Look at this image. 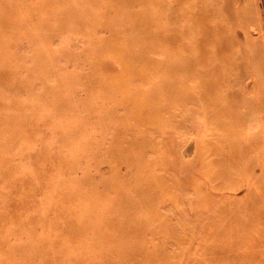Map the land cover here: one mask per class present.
Listing matches in <instances>:
<instances>
[{
  "label": "rangeland",
  "instance_id": "374dc122",
  "mask_svg": "<svg viewBox=\"0 0 264 264\" xmlns=\"http://www.w3.org/2000/svg\"><path fill=\"white\" fill-rule=\"evenodd\" d=\"M0 264H264V0H0Z\"/></svg>",
  "mask_w": 264,
  "mask_h": 264
},
{
  "label": "bare ground",
  "instance_id": "6f19581e",
  "mask_svg": "<svg viewBox=\"0 0 264 264\" xmlns=\"http://www.w3.org/2000/svg\"><path fill=\"white\" fill-rule=\"evenodd\" d=\"M129 1H130V0H129ZM193 6H194V5H193ZM195 9H196V8H195ZM198 12H199V11H198ZM147 13H148V12H147ZM137 14H138V13H137ZM196 14H198V13H197L196 10H195V11H194V15H193V16H191L192 14L190 15V19H192L191 17L194 18V19H192V20H193L192 22H194L195 19L198 20L197 17L195 18ZM199 14H200V13H199ZM199 14H198V15H199ZM198 15H197V16H198ZM199 16H200V15H199ZM199 16H198V17H199ZM147 17H148V16L146 15V16L140 18V20H143V21H144V20H147V19H148ZM186 17H187V16H186ZM188 17H189V16H188ZM188 19H189V18H188ZM199 19H200V20H198V21L200 22L201 19H202V17L199 18ZM196 20H195V22H196ZM190 22H191V21H190ZM201 22H202V21H201ZM197 23H198V22H197ZM197 23H195V24H197ZM200 24H201V23H200ZM188 25H189V24H188ZM191 25H192V24H191ZM191 28L193 29V27H191ZM200 29H201V27H200ZM200 29H199V30H200ZM210 29H211V28H210ZM117 30H118V29H117ZM127 30H128V29H127ZM186 30H187V29H186ZM204 31H205V30H204ZM186 32H187V31H186ZM158 38H159V36H157L156 39H158ZM146 40H148V41H145V42L147 43V46H144V45L138 44V50L142 51L144 54H146V52H149V51H154L153 53H155V50H156V49L153 48V46H152V44H151V39H146ZM198 43H199V42H198ZM132 46H133V45H132ZM124 49H125V48H124ZM157 54H158V53H157ZM119 56L122 57V60H123V62H122V67H123L124 69H128V64H130V63H129L130 60L128 59V57L125 56L124 54H119ZM221 57H222V56H221ZM130 58H131V57H130ZM134 59H135V58H134ZM202 59H203V58H202ZM154 60H155V59H154ZM154 60H153V61H154ZM227 60H229V59H227ZM131 62H132V61H131ZM222 64H223V62L221 63V65H222ZM224 64H225V63H224ZM130 65H131V64H130ZM132 65H135V64H132ZM153 65H154V64H153ZM139 66H140V65H139ZM218 66H219V65H218ZM130 67H132V66H130ZM133 67H134V66H133ZM137 67H138V66H137ZM135 68H136V67H135ZM154 68H155V66H154ZM161 69H162V67H161ZM140 70H141V69H140ZM198 72H200V71H198ZM113 73H114V72H113ZM151 73H152V72H151ZM131 74H136V73H135L134 70H132ZM196 74H197V73H196ZM143 75H144V74H143ZM205 76H206L205 73H203V74L201 73L200 76H197V77H196V78L198 79V81L195 82V83H196V88L191 89V92H189V93H192V92H199L200 94H196V95H195V93H194V94H189L190 98L195 99V100H196V99H202V98H203L202 95H205V92H206V90H207V89H206V85L209 83V79H208V78L206 79ZM210 79H211V78H210ZM146 82H147V81H146ZM111 83L113 84V82H111ZM156 83H157V82H156ZM153 84H154V83H153ZM113 86H115V85H113ZM157 86H158V85H157ZM214 87H215V85H214ZM156 89H157V88H156ZM118 90H119V89H118ZM154 90H155V89H154ZM154 90H153V91H154ZM214 90H215V89H214ZM124 91H125V90H124ZM156 91H157V90H156ZM141 92H142V91H141ZM209 92H210V91H209ZM121 93H122V92H121ZM124 93H125V92H124ZM145 93H146V91H145ZM155 93H156V92H154V94H155ZM210 93H211V92H210ZM130 94H131V93H130ZM201 94H202V95H201ZM123 95H125V94H123ZM144 95H145V94H144ZM131 96H132V95H131ZM212 96H213V94H212ZM143 97H144V96H143ZM135 98H136V97H135ZM141 98H142V97H141ZM120 99H121V98H120ZM139 99H140V98H139ZM144 99H145V98H144ZM149 100H150V97H149ZM144 101L146 102L147 100L145 99ZM146 103H147V102H146ZM152 103H153V102H152ZM156 103H157V102H156ZM188 103H190V102H188ZM127 104H130V103H129V100H128V103H127ZM147 104H148V103H147ZM200 104H201V103H200ZM153 105H154V104H153ZM203 105H204V104H203ZM157 106H158V105H157ZM157 106H156V108H157ZM123 107H124V106H123ZM129 107H130V106H129ZM183 107H184V106H183ZM202 107H203V106H202ZM179 108H180V107H179ZM181 108H182V107H181ZM112 109H114V108H112ZM115 109H116V108H115ZM131 109H132V108H131ZM141 109H142V108H141ZM172 109H173V108H172ZM202 109H203V108H202ZM205 109H206V108H205ZM109 111H110V110H109ZM134 111L136 112L137 110H134ZM171 112H172V110H171ZM174 112H175V111H174ZM136 113L140 114V111H139V112H136ZM168 113H169V112H168ZM106 114H107V113H106ZM115 114H116V113H115ZM126 114H127V113H125L124 116H126ZM108 115H109V114H108ZM111 115H113V114H111ZM118 115H119V114H118ZM140 115H141V114H140ZM156 115H157V114H156ZM106 116H107V115H106ZM116 116H117V115H116ZM117 117H118V116H117ZM117 117H116V118H117ZM135 117H136V116H135ZM137 117H138V116H137ZM112 118H113V117H112ZM113 119H114V118H113ZM113 119H112V120H113ZM123 119H124V118H123ZM116 120H117V119H116ZM125 120H127V119H125ZM127 121H128V120H127ZM204 121H205V120H204ZM124 125H125V124H124ZM126 125H127V123H126ZM120 126H121V125H120ZM122 126H123V125H122ZM129 126H130V125H129ZM150 126H151V125H150ZM166 126H167V125H166ZM115 127H116V129H117V126H115ZM152 127H153V126H152ZM163 127H165V126H163ZM125 128H126V127H125ZM119 129H120V127H119ZM160 129H161V128H160ZM162 129H163V128H162ZM106 130H107V129H106ZM123 130H124V129H123ZM123 130H122V131H123ZM154 130H155V129H154ZM156 130H157V129H156ZM156 130H155V131H156ZM158 130H159V128H158ZM137 131H138V130H137ZM112 132H114V131L112 130ZM152 133H154V132H152ZM113 134H115V133H113ZM113 134H112V135H113ZM124 134H125V131H124ZM140 134L142 135L143 132L140 133ZM155 134H157V132H156ZM159 134H160V131H159ZM203 134H204V133H203ZM201 135H202V134H201ZM115 136H116V135H115ZM160 136H161V135H160ZM122 137H123V136H122ZM142 137H143V136H142ZM153 137H154V136H153ZM162 137H163V136H162ZM112 138H113V136H112ZM120 138H121V137H120ZM137 138H138V137H137ZM139 139H141V138H139ZM144 139H145V138H144ZM119 140H120V139H119ZM137 140H138V139H137ZM142 140H143V138H142ZM156 140H158V139L156 138ZM201 140H202V139H201ZM140 141H141V140H140ZM140 141H139V142H140ZM145 141H146V140H145ZM158 141H159V140H158ZM143 142H144V141H143ZM148 142H149V140H148ZM148 142H145V143H144V146H142L141 149L138 148V149H137L138 151H136V153L140 151V152H139V153H140L139 155H142V154H143L142 152H143L144 150H146V146H149V145H150ZM201 142H202V141H201ZM111 143L113 144V141H112ZM135 143H137V141H136ZM155 143H156V142H155ZM192 143H193V142H192ZM137 144H138V143H137ZM137 144H136V146L138 147L139 144H138V145H137ZM141 144H142V143H141ZM151 144H152V143H151ZM161 144L165 145L163 142L160 143V145H161ZM115 145H116V144H115ZM160 145H158V146H160ZM163 145H161V147H162ZM128 146H129V145H128ZM150 146L153 147V145H150ZM165 146H166V145H165ZM109 147H110V150L113 149V148H111L110 145H109ZM116 147H119V148H120V147H122V146H120V144H118V146L116 145ZM133 147H134V146H133ZM154 147H155V146H154ZM163 147H164V146H163ZM163 147L160 148V149H161L160 152H162ZM166 147H167V146H166ZM119 148H118V149H119ZM158 148H159V147H158ZM152 149H153V148H152ZM108 150H109V149H107V151H108ZM134 150H135V149H134ZM116 151H118V150H116ZM152 151H155V150L153 149ZM157 151H158V150H157ZM164 151H165V150H164ZM164 151H163L162 153H164ZM112 152H113V150H112ZM112 152H110V153L112 154ZM121 152H122V151H121ZM131 152H133V150H132ZM169 152H170V151H169ZM115 153H116V152H115ZM128 153H129V152H128ZM136 153H135V151H134V154H136ZM153 153H154V152H153ZM162 153H161V154H162ZM130 154H131V153H129V155H130ZM151 154H152V153H151ZM190 154H191V153H190ZM125 155H126V154H125ZM132 155H133V154H132ZM162 155H163V154H162ZM171 155H172V154H171ZM114 156H115V155H112V157H114ZM116 156H117V155H116ZM118 156H119V153H118ZM123 156H124V155H123ZM134 156L136 157V155H134ZM134 156H131V157L135 158ZM165 156H166V155H165ZM189 156H190V155H189ZM208 156H209V155H208ZM142 157H143V156H141V158H142ZM158 157H159V156H158ZM170 157H171V156H170ZM121 158H122V156H121ZM121 158H119V159H121ZM136 158H137V157H136ZM163 158H164V157H163ZM119 159H118V162H119ZM127 159H128V158H127ZM127 159H125V161H126ZM156 159H157V158H156ZM113 160H114V159H113ZM142 160H143V159H142ZM148 160H149V159H148ZM158 160H160V158L157 159V164H158V162H159ZM116 161H117V160H116ZM131 161H132V160H131ZM153 161H154V160H153ZM155 161H156V160H155ZM155 161H154V162H155ZM114 162H115V160H114ZM122 162H123V160H122ZM138 162H139V161H138ZM142 162H143L144 164H143ZM142 162H141V163H142L143 165H141V163L139 162L140 167L143 166V167H141V169H144V168L148 169L147 166H146V165H148V163L146 162L147 164H145V160H143ZM154 162H152V163L156 166V164H155ZM133 163L135 164V162H132V164H133ZM112 164H113V163H112ZM128 164H129V163H128ZM136 164H138V163H136ZM159 165H160V162H159ZM162 165H164V162H163V164L161 163L160 167H161ZM134 166H136V165H133V166L131 165V167H134ZM137 166H138V165H137ZM144 166H145V167H144ZM165 166H166V164H165ZM168 166H169V165H168ZM148 167H149V166H148ZM128 168H129V167H128ZM156 168H158V167L156 166ZM163 168H164V166H163ZM165 168H166V167H165ZM136 169H138V168H136ZM146 169H145V170H146ZM149 169H150V167H149ZM166 169H167V168H166ZM166 169H164V170H166ZM133 170H134V169H133ZM153 170H154V169H153ZM168 170H169V169H168ZM170 170H171V169H170ZM139 171H140V170H139ZM146 171H147V170H146ZM171 171H172V170H171ZM143 172L145 173L144 170H143ZM148 172H150V170H148ZM154 172H155V171H154ZM165 172H166V171H165ZM167 172H168V171H167ZM174 172H175V171H174ZM131 173H132V172H131ZM134 173H136L135 170H134ZM139 173H140V172H139ZM152 173H153V172H152ZM152 173H149V175L143 176V177H145L144 182H141V181H143V179H142L143 177H141V176H142V173H141V176H140V174H139V176H137L138 179H139V177H141L140 182L142 183V186L144 185V187H143V191H144V193H145L146 195L149 196V197H147L146 195H144V197L146 196L148 199L151 197L150 194H154V193H155L156 195L159 194V193L156 192V191H157V190H156V189H157V185H158V187H159V188H158V189H159L158 192H161V189H162V188L160 187V184H159L160 182L158 181L159 183H157L156 181L153 180L154 178L151 177L152 175H150V174H152ZM155 173H156V172H155ZM169 173H171V172H169ZM136 174H137V173H136ZM136 174H135V177H136ZM145 174H146V173H145ZM147 174H148V173H147ZM159 174H160V173H159ZM172 174H173V171H172ZM172 174H171V176H172ZM132 175H133V174H132ZM157 175H158V174H157ZM163 175H164V174H163ZM174 175H175V173H174ZM174 175H173V176H174ZM173 176H172V179H173ZM126 177H127V176H126ZM133 177H134V175H133ZM133 177H130V178H133ZM135 177H134V178H135ZM155 177H156V175H155ZM160 177H161V175H160ZM165 177H166V176H165ZM165 177H164V178H165ZM169 177H170V176H169ZM179 177H181V176H179ZM162 178H163V176L161 177V179H162ZM164 178H163V179H164ZM181 178H182V177H181ZM169 179H170V178H169ZM174 179H176V178H174ZM130 180H131L133 183H135V184L137 183L136 181L134 182L133 179H130ZM156 180H157V179H156ZM162 181H163V180H162ZM165 181H166V180L164 179L163 182H165ZM178 181H179V180H178ZM198 181H199V180H198ZM163 182H162V183H163ZM166 182H167V181H166ZM168 182H169V181H168ZM126 183H127V182H126ZM143 183H146V184H143ZM155 183H157V184H155ZM176 183H177V181H176ZM198 183H199V182H198ZM129 184H130V182H129ZM139 184H140V183H139ZM178 184H179V182H178ZM137 185H138V184H137ZM164 185H166V184L163 183V186H164ZM176 185H177V184H176ZM131 186H132V185H131ZM131 186H130V187H131ZM140 186H141V185H140ZM140 186L138 185L137 187L139 188ZM142 186H141V187H142ZM161 186H162V185H161ZM109 187H111V186H109ZM115 187H116V185H115ZM124 187H125V186H124ZM132 187H133V186H132ZM132 187H131V188H132ZM167 187H168V185L166 186V188H167ZM193 187H194V186H193ZM119 188H120V187H119ZM138 188H137V189H138ZM154 188H155V190H154ZM160 188H161V189H160ZM216 188H217V186H216ZM106 189H107V188H106ZM116 189H118V186H117ZM122 189H123V188H122ZM127 189H129L128 191H131L130 188H127ZM112 190H113V188H112ZM119 190H121V188H120ZM139 190H140V188H139ZM113 191H114V190H113ZM117 191H118V190H116V193H117ZM143 191H142V192H143ZM163 191H164V188H163ZM120 192H121V191H120ZM120 192H119V194H120L121 197H122V194H121ZM137 192L139 193L140 191H136V193H137ZM173 192H175V191H173ZM198 193H199V191H198ZM130 194H131V193H130ZM140 194H141V193H140ZM117 195H118V194H117ZM124 195H125V194H124ZM128 195H129V194H128ZM138 195H139V194H138ZM159 196H160V195H159ZM159 196H158V197H159ZM162 197H163V196H162ZM199 197H200V196H199ZM122 198H123V197H122ZM125 198H127V197H124V199H125ZM142 198H143V197H142ZM147 198H146V200H144V201H148ZM154 198H155V197H154ZM156 198H157V196H156ZM164 198H165V197H164ZM124 199H123V201H124ZM126 200H127V199H126ZM133 200H134V199H133ZM140 200H141V199H140ZM140 200H138V201H139L140 203H142L141 201H143V199H142L141 201H140ZM158 200H160V199H158ZM121 201H122V200H121ZM123 201H122V202H123ZM144 201H143V205L146 203V202H144ZM160 201H162V200H160ZM163 201H164V199H163ZM223 201H224V199H223ZM225 201H227V200H225ZM125 202H126V201H125ZM127 202H129V201L127 200ZM139 202H138V203H139ZM149 202H150V201H149ZM151 202H152V200H151ZM158 202H159V201H158ZM158 202H157V203H158ZM227 202H228V201H227ZM227 202H226V203H227ZM123 203H124V202H123ZM140 203H139V204H140ZM114 204H115V203H114ZM220 204H221V203H220ZM229 204H230V203H229ZM229 204H228V205H229ZM125 205H127V203H125L124 206H125ZM140 205L142 206L141 208L144 209L143 207H145V206H143L142 204H140ZM145 205H146V204H145ZM148 205H149V204H148ZM150 205H152V204H150ZM130 206H131V205H130ZM130 206H129V207H130ZM229 206H230V205H229ZM121 207H122V205H121ZM129 207L127 206V208L125 207V209H129ZM138 207H139V209H141L140 206H138V205H137V208H136V207H135V208L138 210ZM159 207H160V206H159ZM228 209H229V207H228ZM230 209H231V208H230ZM230 209H229V210H230ZM130 210L133 211L132 208H130V209H129V214H130V212H131ZM137 210H136V211H137ZM144 210H145V209H144ZM127 211H128V210H127ZM138 211H139V210H138ZM140 211H141V210H140ZM140 211H139V212H140ZM146 211H147V210H146ZM219 211H220V209H219ZM111 212H112V211H111ZM123 212H125L124 207H123ZM134 212H135V211H134ZM139 212H138V213H139ZM141 212H142V211H141ZM135 213H136V212H135ZM135 213H134V216H135ZM225 213H226V212H225ZM146 214H147V216H148V212H147ZM150 214H151V213H150ZM130 215H132V213H131ZM121 216H122V214H121ZM128 218H129V217H128ZM132 218H133V216H132ZM129 219H131V216H130ZM110 223H111V222H110Z\"/></svg>",
  "mask_w": 264,
  "mask_h": 264
}]
</instances>
